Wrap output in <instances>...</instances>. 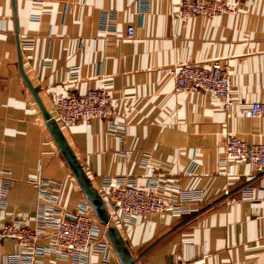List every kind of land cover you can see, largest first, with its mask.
I'll return each mask as SVG.
<instances>
[{"label": "crops", "instance_id": "0c3cea01", "mask_svg": "<svg viewBox=\"0 0 264 264\" xmlns=\"http://www.w3.org/2000/svg\"><path fill=\"white\" fill-rule=\"evenodd\" d=\"M178 1L0 0V166L13 177L8 213L0 221L17 217L35 226L43 201L29 181L36 176L61 182L58 205L65 210L87 202L20 73L18 41L23 71L39 87L37 96L51 115L58 93L110 83L109 118L60 125L97 189L105 175H125L147 189L155 177L181 188L197 181L201 188V199L189 202L192 209L180 215L164 211L132 221L110 219L134 264L182 259L264 264V170H255L247 159L222 162L225 130L248 143L264 142V116L235 110L264 100V0H240L233 12L186 18L177 14ZM129 24L131 37L125 36ZM25 42L30 46L23 48ZM214 59L230 66L235 109L229 115L213 95L175 91L168 72L178 62ZM248 187L253 198L242 197ZM224 188L239 200L226 203ZM48 241L44 235L38 243ZM1 246L12 251L13 240ZM100 256L93 254L92 264ZM41 259V264L68 263L54 253ZM109 259L120 264L113 249Z\"/></svg>", "mask_w": 264, "mask_h": 264}, {"label": "built area", "instance_id": "2783aa9c", "mask_svg": "<svg viewBox=\"0 0 264 264\" xmlns=\"http://www.w3.org/2000/svg\"><path fill=\"white\" fill-rule=\"evenodd\" d=\"M145 1V0H144ZM147 1V0H146ZM240 0H179L175 5L177 14L186 18L194 14L206 16L233 12ZM133 25L125 28V36L131 37ZM25 42L22 47H29ZM175 91H200L219 99L226 114L233 112V83L228 63L214 59L204 64L191 61L178 62L168 67ZM70 75L77 74V67L70 69ZM109 84L86 89L81 93L60 92L55 97V109L52 117L60 126H69L77 122L89 123L93 118H109L113 113L114 98ZM246 117L264 116V100L243 103L235 109ZM115 127H112V131ZM222 162L247 159L257 170H264V142L248 143L231 131L223 134ZM249 178L252 174L248 175ZM43 200L37 206L35 226L29 227L17 217L0 221V264H41L42 256L54 253L67 264H92L91 256L100 253L97 264H111L109 254L112 247L95 219L88 202H83L69 212L58 205L61 182L54 178L36 176L29 179ZM13 182L9 169L0 166V216L6 210V193ZM147 187L125 175H105L98 191L105 202L108 223L111 218L121 216L126 221L136 217H150L159 212L180 215L192 208L189 202L201 199V188L195 181L190 187L181 188L172 181L161 182L152 178ZM225 202L239 200L230 196V190L224 188ZM242 197L253 198L251 187L245 188ZM104 225V224H103ZM105 227V225H104ZM47 236V244H39L42 236ZM13 240V250L4 251L2 242ZM174 264H206L203 259H182Z\"/></svg>", "mask_w": 264, "mask_h": 264}, {"label": "water", "instance_id": "95a60500", "mask_svg": "<svg viewBox=\"0 0 264 264\" xmlns=\"http://www.w3.org/2000/svg\"><path fill=\"white\" fill-rule=\"evenodd\" d=\"M17 61H18V67L20 70V73L28 86L29 90L34 95L36 101L39 103L42 109L43 117L45 119V124L47 126V129L49 130V133L51 134V137L53 141L55 142V145L58 149V151L63 156L65 162L67 163L72 175L74 176L75 180L77 181L80 189L82 190L87 202L91 206L97 220L104 224V233L115 253L117 256V259L120 264H134V259L132 257V254L127 246V244L124 242L122 237L119 234V231L117 228L108 223V212L106 209L105 202L103 201L99 191L97 188L92 184L90 178L86 174L82 163L79 161V159L76 157L75 153L73 152L72 148L68 144L65 136L63 135L60 126L57 124L55 119L52 117L51 113L48 112L45 108H43V105L40 101V99L37 96V91L39 89L38 86H33L31 84L30 79L27 77L25 72L23 71L22 65H21V52L19 49V42L17 41Z\"/></svg>", "mask_w": 264, "mask_h": 264}]
</instances>
